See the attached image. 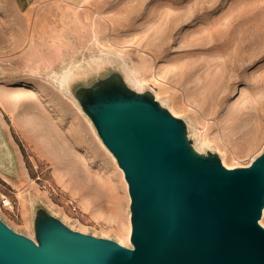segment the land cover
Masks as SVG:
<instances>
[{"label":"rangeland","instance_id":"374dc122","mask_svg":"<svg viewBox=\"0 0 264 264\" xmlns=\"http://www.w3.org/2000/svg\"><path fill=\"white\" fill-rule=\"evenodd\" d=\"M114 71L224 166L264 152V0H0V217L14 231L36 240L44 208L126 238L124 171L75 95Z\"/></svg>","mask_w":264,"mask_h":264},{"label":"water","instance_id":"95a60500","mask_svg":"<svg viewBox=\"0 0 264 264\" xmlns=\"http://www.w3.org/2000/svg\"><path fill=\"white\" fill-rule=\"evenodd\" d=\"M75 95L124 171L134 248L38 208L36 240L0 217V264H264V152L229 169L197 151L186 123L117 71Z\"/></svg>","mask_w":264,"mask_h":264},{"label":"bare ground","instance_id":"6f19581e","mask_svg":"<svg viewBox=\"0 0 264 264\" xmlns=\"http://www.w3.org/2000/svg\"><path fill=\"white\" fill-rule=\"evenodd\" d=\"M170 107V106H169ZM260 153H261V151H260ZM257 155V154H256ZM252 159V158H251ZM253 160V159H252ZM250 162V161H249ZM252 162V161H251ZM226 163V162H225ZM227 165V164H226ZM229 166V165H228ZM231 167V168H230ZM230 167H228V168H230V169H233L235 166H230ZM263 211H264V209H263ZM263 216V215H262ZM131 223V222H130ZM259 223L264 227V223H263V220L260 222L259 221ZM85 231V230H84ZM83 231V232H84ZM131 232H132V226L129 228V230H128V234H127V236H126V238L124 239V238H119L120 239V241H119V243H121V245H123V246H125V247H129L128 246V244L127 243H130L131 241H130V238H131ZM132 248H134V246L132 245Z\"/></svg>","mask_w":264,"mask_h":264},{"label":"built area","instance_id":"2783aa9c","mask_svg":"<svg viewBox=\"0 0 264 264\" xmlns=\"http://www.w3.org/2000/svg\"><path fill=\"white\" fill-rule=\"evenodd\" d=\"M1 202H2V205H3L4 207H11V206H12V202H11V200H10L6 195H4V196L2 197Z\"/></svg>","mask_w":264,"mask_h":264}]
</instances>
